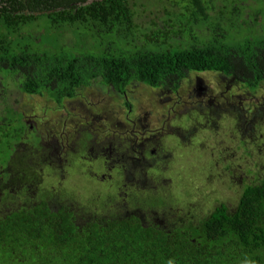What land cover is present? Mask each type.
Masks as SVG:
<instances>
[{
    "label": "trees",
    "instance_id": "obj_1",
    "mask_svg": "<svg viewBox=\"0 0 264 264\" xmlns=\"http://www.w3.org/2000/svg\"><path fill=\"white\" fill-rule=\"evenodd\" d=\"M215 1H175L181 10L168 14L174 18L142 30L129 0H0V175L23 135L32 137L24 112L9 102L8 82L56 105L95 81L118 93L132 83L178 91L191 72L222 74L257 90L264 30L257 32L250 17L263 12L247 18L239 0ZM64 27L74 28L75 43L60 38ZM138 189L145 195L140 208L162 202V193ZM46 202L0 214V264H264V178L243 183L233 206L221 203L171 229L135 215L79 223L68 207Z\"/></svg>",
    "mask_w": 264,
    "mask_h": 264
},
{
    "label": "rangeland",
    "instance_id": "obj_2",
    "mask_svg": "<svg viewBox=\"0 0 264 264\" xmlns=\"http://www.w3.org/2000/svg\"><path fill=\"white\" fill-rule=\"evenodd\" d=\"M175 1L181 2L129 0L136 12L134 21L142 30L152 26L151 22L161 25L166 19L174 18L168 14L181 10ZM238 3L245 6L242 14L247 18L255 9L262 10V15L250 18L257 32L264 30V0H239ZM219 4L220 0L215 1L216 6ZM210 13L214 14V11ZM73 30L64 27L59 32L66 44L76 42ZM200 34L208 36L206 31ZM54 41H57L56 36ZM225 77L214 72H191L181 82L177 93L132 83L126 88L125 95L95 81L89 87L80 88L74 99L63 103L64 107L56 105L47 95L17 92L19 90L8 82L7 90L12 91L10 104L35 123L46 147L52 144L53 139L59 142L58 152L52 158H56V163L61 162L53 171L48 168L41 170L38 165H29L27 167L31 169H27L14 163L11 171L5 173V179L15 192L7 194L6 204H0V209L16 208L18 200L22 204H30L47 198L55 204L71 206L80 223L109 211H120L117 213L120 214L140 208L141 196H145L142 192L140 195L138 188H141L147 193L157 191L163 194L162 202L155 210L141 208L142 212L163 226L171 227L185 219L186 211L197 219L221 203L233 206L243 183L264 178V118L255 131L249 132L241 123L243 119L237 117L249 115L248 106L256 98L263 101L264 82L259 91L249 93L242 84ZM196 79L208 87L202 95H194L193 91H199ZM211 98L216 106L220 105V111L226 110L228 103L234 106L242 101V111L239 109L236 115L228 112L213 114L206 122L207 118L196 112L199 104L205 108ZM126 103L132 106L131 111H128ZM153 133V137L158 138L155 146L158 154L153 158V165L140 173L142 182L139 184L127 176L119 188L120 173L116 169L119 163L111 159L105 163L103 158L109 153L105 156L101 151H88L95 141L98 144L103 140L122 142L125 138L135 143L143 137H151ZM187 133L189 136L185 137ZM87 134H95V137L93 135L91 139ZM134 134H137V139ZM86 139L87 151L79 152L80 142ZM29 144L26 149L31 151L32 142ZM25 154H21L22 158ZM153 167L157 173L153 172ZM24 169H27V177L16 189L15 183L22 179L20 174ZM154 178L158 184L153 182ZM23 196H26V201ZM106 196H109L108 202Z\"/></svg>",
    "mask_w": 264,
    "mask_h": 264
},
{
    "label": "flooded vegetation",
    "instance_id": "obj_3",
    "mask_svg": "<svg viewBox=\"0 0 264 264\" xmlns=\"http://www.w3.org/2000/svg\"><path fill=\"white\" fill-rule=\"evenodd\" d=\"M226 79L228 78H232V77H225ZM234 80V78H232ZM235 81V80H234ZM196 86L198 87L199 91H193L194 95H202L205 92H207L208 87L204 84H202L198 79H196ZM261 88V86L255 90L254 92L259 91V89ZM169 90V89H167ZM245 91H249L247 89H244ZM20 91V90H19ZM127 91V90H126ZM126 91L124 93H118V94H126ZM169 93L173 92V93H177L178 91H168ZM249 91V93H254ZM21 93V91H20ZM192 95V94H191ZM69 99H66L65 101H67ZM213 98H211L208 103L206 104L205 108L202 107L201 104H199V108L198 111L196 113L199 112L200 115L205 116L207 118L206 122H209L210 118L213 117L212 115H218L219 113L222 112H228L229 114H233L236 115V113L238 112L239 109L243 108L242 105V101H239V104L237 105H231L230 103L227 104V109L220 111V105L218 104L217 106L215 105V103H213ZM263 101H260L258 98L255 99V102L252 104H250V106H248V108L250 109L249 115L246 116H237L238 119L242 118V122L246 128L248 129L247 131L252 132L255 131V127L258 126L260 124V122L262 121V119L264 118V99H262ZM64 101V102H65ZM125 101L127 102V99H125ZM60 107H64V105H58ZM126 106L128 108V111H131L132 106L130 105V103H126ZM194 108V106H193ZM24 118L22 119L24 124L27 125V130L26 133L29 131V133H31V138L28 139L27 136L28 135H23V139L21 140V142H19L17 145H15V149L12 152L11 156L9 157L8 161L6 162L5 165V170L8 172L11 171V166L14 163H17L18 165L21 166H29V165H38L39 169L43 170V168H48L50 169V171H53L57 165L56 163V158H52V155H55L58 152V149L60 147L59 142L55 141L53 139V142L50 146L46 147L44 145L43 142V137L38 133V131L36 130L37 127L34 126V122L32 120H28L27 117L25 116V113H23ZM258 122V124H257ZM144 127V126H142ZM32 129V130H31ZM195 129H197V126L195 127ZM183 130V129H182ZM93 135L95 137V134H90V138H93ZM155 134H151V137H143L141 139H139L137 142L135 143H130V141L125 140V138L123 139L124 141L122 142H117L116 140H114V142L112 140L107 141V140H103L101 141L99 144L95 141L93 142V146L92 148L90 147L88 149L89 152L93 151L95 153H98L99 151L102 152L103 155H107L108 156L104 157V162L108 163V160L111 159L112 161H116L117 163H119V167L116 168L118 169L119 173H120V178L118 181V187H121V183L127 178V176L131 177V181L136 182L137 184L142 182V176L141 173L145 170L146 167L152 166L154 161L153 158L154 156H156L157 150L155 149V146H157L156 144V140L158 138L153 137ZM182 135V134H181ZM135 139H137V134L133 135ZM189 133H187L185 135V137H188ZM114 139H121L120 137H113ZM29 142H32L33 147H31V151L26 149L27 144H29ZM160 144V143H159ZM158 144V145H159ZM30 145V144H29ZM91 145V143H90ZM107 145V146H106ZM19 148H23L24 150H20ZM81 148V150H80ZM78 151H87V139L85 142H80L79 144V148ZM25 152H28V155L25 154ZM21 154H25L24 158H22ZM32 157V159H31ZM152 157V159H151ZM113 158V159H112ZM27 169H31L28 168ZM27 169H24V171L22 172V174H20V176L22 177V179H18V181H16L17 184L15 187L16 189H18V185H20V183L26 179L27 177ZM2 171H0L1 174ZM24 175V176H23ZM105 177V176H104ZM102 177V178H104ZM14 181V180H11ZM146 185V183H145ZM10 191H14L15 192V188L10 187L9 181L8 179H5L4 175H0V204H6V196L8 193H10ZM14 196V195H13ZM129 198V197H128ZM23 199L26 201V196H23ZM47 198L44 199H40V200H45L46 201ZM106 202H108L109 196L105 197ZM46 202L48 204V206L51 207H55V206H66L68 207L70 210L73 211V213L75 214L76 220L78 221V215L77 213H75V211L71 208V206L66 205V204H55L53 202H51L49 199H47ZM18 205L16 208H13L15 210L20 209L21 207L27 206L28 204H22L20 200H18ZM34 204V203H32ZM125 206V205H124ZM191 208V207H190ZM11 210V209H10ZM10 210H1L0 209V214L1 215H5L7 213H9ZM120 211H115L112 213V211H109L107 214L102 215L103 218H113L112 215L115 216H119V217H123V216H131V215H135L141 218V221L146 222L144 220L145 217H148L146 214L144 216V213L142 212V209L139 208H133L129 211H127L126 213H120L117 214ZM186 217H191L190 212L186 211L185 213V219H183L180 223H182L183 221H185L187 218ZM86 220V219H85ZM82 220L81 222L85 221ZM153 222L156 223L157 225H159L160 228H164V229H171L172 227L175 226H171V227H167V226H163V224L161 222H157L155 219H153Z\"/></svg>",
    "mask_w": 264,
    "mask_h": 264
},
{
    "label": "water",
    "instance_id": "obj_4",
    "mask_svg": "<svg viewBox=\"0 0 264 264\" xmlns=\"http://www.w3.org/2000/svg\"><path fill=\"white\" fill-rule=\"evenodd\" d=\"M27 13H32V14H39L40 12H31V11H29L28 9H27Z\"/></svg>",
    "mask_w": 264,
    "mask_h": 264
}]
</instances>
